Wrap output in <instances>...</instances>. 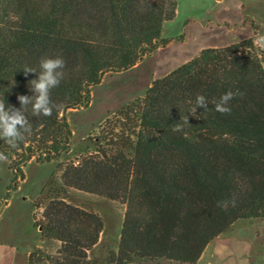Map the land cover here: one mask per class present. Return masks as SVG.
Listing matches in <instances>:
<instances>
[{
    "label": "trees",
    "instance_id": "16d2710c",
    "mask_svg": "<svg viewBox=\"0 0 264 264\" xmlns=\"http://www.w3.org/2000/svg\"><path fill=\"white\" fill-rule=\"evenodd\" d=\"M0 100L21 107L32 96L30 81L44 57L65 61L52 89L59 105L51 116L25 115L16 147L0 139L15 184L22 167L57 160L70 146L65 113L86 107L91 88L108 72L135 66L168 40L162 27L176 16V0H0ZM231 91L230 114L215 110ZM209 108H196L197 95ZM106 119L94 147L61 169L59 187L43 188L34 207L41 241H55V254L38 248L27 264H93L88 252L103 231L101 217L74 205L79 191L124 205L112 264H196L216 237L238 221L264 219V53L253 40L202 50L153 81L144 96ZM188 118V123L185 122ZM179 123L181 132H174ZM108 124L107 127H105ZM111 126H110V125ZM16 157V162L12 161ZM15 189V185L11 186ZM7 200V198L5 199Z\"/></svg>",
    "mask_w": 264,
    "mask_h": 264
},
{
    "label": "rangeland",
    "instance_id": "374dc122",
    "mask_svg": "<svg viewBox=\"0 0 264 264\" xmlns=\"http://www.w3.org/2000/svg\"><path fill=\"white\" fill-rule=\"evenodd\" d=\"M239 1L244 3L245 7L239 6ZM176 2V17L173 21L165 23L164 26L166 36L173 38L180 37L183 30L193 27L194 24L191 22L194 20L198 24H206L208 20L213 21L220 9L217 6V0H176ZM231 4L235 8L227 7L225 4L226 10L229 14H234L236 20L241 18L243 22L235 28H238L242 33L248 31L247 36L253 41L258 33H264V0H231ZM1 11L0 5V13ZM209 17L210 19H208ZM244 25H246L245 28ZM258 49L264 53V49ZM151 83L150 77L145 72L141 75L137 72H126V70L106 73L99 84L91 88L88 106L70 109L65 113L71 131L70 146L66 153L50 162L36 163L32 159L21 169L23 179L17 180L15 184H12L13 174L8 168L9 162L7 160L0 161V213L6 202L13 198L23 212L21 222L15 217L17 213L12 218H8L7 215L6 221L1 222V225L6 223L8 236L15 241L13 249L8 251L7 261H14V264H27V253L38 248L44 249L48 254H55L59 244L55 241H41L39 231L34 226V220L40 221L44 208V205L35 208L34 201L39 197L43 188L51 185L59 187L62 167L68 163L76 164L82 156L91 153L94 147L89 139L99 136L103 122L110 119L112 125L115 121L112 115L124 107V104L143 97ZM146 86H148L147 89ZM113 111L115 112L110 114ZM104 117L106 118L99 123ZM107 126L108 124L105 127ZM16 160V157H12V161L16 162ZM12 185H15L14 190L11 189ZM17 188L18 190H16ZM6 198L7 200H5ZM69 200L74 205L97 213L103 221V231L97 245L88 252V260L93 264H112V253L117 252L124 205L74 190L69 191ZM14 210L12 207L7 212L10 213ZM16 211L20 212L19 208ZM252 222H256L257 225L251 234L255 237L256 233H261L257 240L264 244V219Z\"/></svg>",
    "mask_w": 264,
    "mask_h": 264
},
{
    "label": "crops",
    "instance_id": "0c3cea01",
    "mask_svg": "<svg viewBox=\"0 0 264 264\" xmlns=\"http://www.w3.org/2000/svg\"><path fill=\"white\" fill-rule=\"evenodd\" d=\"M225 4L227 7L235 8L234 5L232 6L231 0H217V6L220 9L213 21L208 20L206 24H198L194 20L191 22V24H194L193 27L183 30V34L178 38L166 36L164 24L160 39L168 40V42L146 55L126 72H137L139 75L145 72L150 77L151 83L157 79L164 78L173 70L189 62L198 56L202 50L224 48L250 40V37L247 36L248 31L242 33L238 28H235L243 23L242 19L238 18L236 20L233 16L234 14H229ZM239 6L243 8L245 4L239 1ZM245 27L246 25H244ZM147 88L148 86H146ZM12 207L15 210L8 213L7 211ZM17 208H19L20 212L16 211ZM20 209L21 207H18L13 198L6 202L0 213V264H14V261H7L6 256L9 254L8 251L13 249V243L15 242L8 236L6 223L1 225V222L6 221L7 215L9 216L8 218H12L16 213L15 217L21 222L23 212ZM253 220L258 219L234 223L226 233L216 237L207 245L196 264H264V244L257 240L261 233H256L255 237L251 234L257 225L256 222H252ZM28 254L26 255L27 257Z\"/></svg>",
    "mask_w": 264,
    "mask_h": 264
},
{
    "label": "clouds",
    "instance_id": "9594fccd",
    "mask_svg": "<svg viewBox=\"0 0 264 264\" xmlns=\"http://www.w3.org/2000/svg\"><path fill=\"white\" fill-rule=\"evenodd\" d=\"M254 45L264 49V33H258L253 41ZM65 61L62 57H44L40 60L39 71L33 68L24 70L25 75L28 73H37V78L30 81L32 96L19 95L17 97L21 107L19 109L8 105L4 100H0V139H4L10 146L16 147L17 141H23L24 136L21 130L31 131V126L25 112L28 106H31L33 116H51L54 109L59 105L51 99L52 89L59 86L64 77L63 69ZM234 98L231 91L224 93L218 102L215 103V110L221 114H230L231 108L229 102ZM196 109L203 108L205 111L209 108V102L204 95H197L195 100ZM188 123V118L185 120ZM174 132H181L182 126L177 123L173 129ZM7 157L0 153V161H6Z\"/></svg>",
    "mask_w": 264,
    "mask_h": 264
}]
</instances>
